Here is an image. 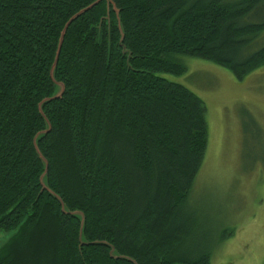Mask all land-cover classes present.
Here are the masks:
<instances>
[{"label": "trees", "instance_id": "16d2710c", "mask_svg": "<svg viewBox=\"0 0 264 264\" xmlns=\"http://www.w3.org/2000/svg\"><path fill=\"white\" fill-rule=\"evenodd\" d=\"M263 13L264 0H0V264H212L187 248L207 107L159 74L192 56L242 80L264 65V46L249 53Z\"/></svg>", "mask_w": 264, "mask_h": 264}, {"label": "rangeland", "instance_id": "374dc122", "mask_svg": "<svg viewBox=\"0 0 264 264\" xmlns=\"http://www.w3.org/2000/svg\"><path fill=\"white\" fill-rule=\"evenodd\" d=\"M263 46L264 31L249 53ZM181 60L185 72L159 75L198 95L208 122L186 211L192 217L187 248H210L212 264H264V65L239 80L210 60ZM7 236L0 232L2 242Z\"/></svg>", "mask_w": 264, "mask_h": 264}, {"label": "water", "instance_id": "95a60500", "mask_svg": "<svg viewBox=\"0 0 264 264\" xmlns=\"http://www.w3.org/2000/svg\"><path fill=\"white\" fill-rule=\"evenodd\" d=\"M62 92H63V90H62V86H60V91H59L58 93L55 94L54 98H55V97H59V96H61ZM45 176H46V175L44 174V176L42 177V180H43L44 183H45Z\"/></svg>", "mask_w": 264, "mask_h": 264}]
</instances>
